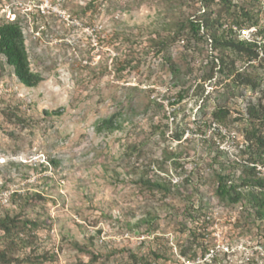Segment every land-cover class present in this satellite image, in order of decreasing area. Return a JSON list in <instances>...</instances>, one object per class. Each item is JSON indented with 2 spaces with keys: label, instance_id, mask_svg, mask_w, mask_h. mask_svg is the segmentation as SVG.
<instances>
[{
  "label": "rangeland",
  "instance_id": "rangeland-1",
  "mask_svg": "<svg viewBox=\"0 0 264 264\" xmlns=\"http://www.w3.org/2000/svg\"><path fill=\"white\" fill-rule=\"evenodd\" d=\"M89 1L0 0V20L18 19L42 78L23 85L0 54V212L19 202L13 191L41 192L27 211L39 216V239L56 248L57 264L88 260L73 242L102 254L93 264H126V250L158 251L167 264H264L260 222L214 194L216 173L241 171L246 105L264 112V56L249 68L221 52L258 77L255 89L235 88L218 70L220 51L203 38L186 42L185 29L169 45L174 75L152 40L198 0ZM256 6L262 23L264 0ZM218 105L228 109L224 125L211 117ZM111 114L115 128L98 130ZM140 175L164 179L171 192L149 189ZM200 201L205 221H190L187 207Z\"/></svg>",
  "mask_w": 264,
  "mask_h": 264
},
{
  "label": "trees",
  "instance_id": "trees-1",
  "mask_svg": "<svg viewBox=\"0 0 264 264\" xmlns=\"http://www.w3.org/2000/svg\"><path fill=\"white\" fill-rule=\"evenodd\" d=\"M198 1L200 8L195 9V13L173 22V24L169 22L163 25L167 33L156 40L153 38L154 52L162 55V59L168 62L170 73L176 75L178 67L168 54L169 45L181 40L183 31L187 29L186 42L190 39L196 41L203 38L209 42L210 47L220 51V54L215 58L218 61V70L223 72L226 69L225 73L231 77L232 86L255 89L258 84V77L253 75L249 68H252V64L256 60L258 61L264 56V21L260 23L259 8L255 9L259 0ZM91 4L90 0L87 7ZM262 8L264 9V7ZM232 26H256V36L259 37V40L256 38L251 41L239 39ZM226 50L234 54L237 59L245 62L249 68L241 70L238 67L235 68L234 59L229 57L227 60L228 55L221 53ZM0 54L11 66L13 74L23 85L32 87L41 81V75L30 68L22 28L17 18L0 20ZM126 65L127 62L120 64L118 70L124 69ZM214 66L216 65L214 64ZM260 107L251 103L246 105L249 127L245 130L247 144L244 150L245 159L244 162H241V171L235 177L227 171L216 173L214 194L219 200L231 204L239 203L241 206L248 207L252 219L260 222L264 237V178L256 168L257 165H264V112ZM44 112L46 114L54 113V111ZM6 115H12L16 120L23 122L22 117L14 110L6 113ZM211 115L212 120L224 125L227 121L228 109L218 105L211 112ZM116 125L117 117L115 114H111L101 119L97 129H113ZM182 135L183 130L175 134V139L180 140ZM49 161L56 164L54 159ZM139 180L151 190L171 192L170 184L166 183L164 179H151L140 175ZM10 196L11 198L18 196L20 199L14 209L5 208L0 212V264H57L56 248L53 245H44L39 239L38 231L42 227L39 216L32 217L30 210L27 211L29 206L34 207L36 205L37 198H42V193L26 191L22 195L18 191H13ZM14 201L11 200V204ZM205 209H207V204L204 201H200L199 205L192 203L191 209L187 207L189 220L193 222L200 219L205 221ZM153 218L154 216H148L143 220L148 222ZM190 233L194 234L191 230ZM73 245L89 254L87 261H80L78 264H93L102 256L99 252L86 250L77 242H73ZM115 251L113 248L108 250L106 258ZM184 255L185 252L182 251L179 257ZM125 257L126 264H167L165 261L168 260L166 254L155 250L147 252L126 250ZM189 257L186 259H190ZM159 259H162L163 262H159ZM171 264H185V262L177 260Z\"/></svg>",
  "mask_w": 264,
  "mask_h": 264
},
{
  "label": "built area",
  "instance_id": "built-area-1",
  "mask_svg": "<svg viewBox=\"0 0 264 264\" xmlns=\"http://www.w3.org/2000/svg\"><path fill=\"white\" fill-rule=\"evenodd\" d=\"M14 19V18H12ZM232 29L234 32H236V35L241 40H249L251 41L253 38H256L259 40V37L256 36V26H250V27H235L232 26ZM260 43V41H258ZM257 169L259 170L260 175L264 178V165H257Z\"/></svg>",
  "mask_w": 264,
  "mask_h": 264
}]
</instances>
